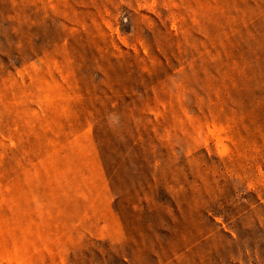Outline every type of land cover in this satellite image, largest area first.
Returning <instances> with one entry per match:
<instances>
[{"label":"rangeland","instance_id":"rangeland-1","mask_svg":"<svg viewBox=\"0 0 264 264\" xmlns=\"http://www.w3.org/2000/svg\"><path fill=\"white\" fill-rule=\"evenodd\" d=\"M0 264H264V0H0Z\"/></svg>","mask_w":264,"mask_h":264}]
</instances>
